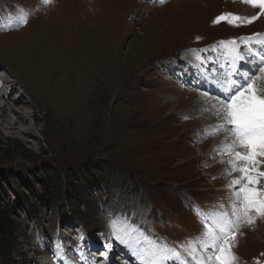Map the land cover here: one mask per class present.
I'll list each match as a JSON object with an SVG mask.
<instances>
[{
    "label": "rangeland",
    "instance_id": "1",
    "mask_svg": "<svg viewBox=\"0 0 264 264\" xmlns=\"http://www.w3.org/2000/svg\"><path fill=\"white\" fill-rule=\"evenodd\" d=\"M185 1L53 0L44 5L41 0H0L1 15L28 13V22L19 27L3 21L2 89L12 84L11 93L6 91L10 99L20 97L32 105L27 115L34 114L27 121L34 126L29 137L0 130V205L12 206L8 217L14 229L9 261L0 264H34L46 253L71 256L81 235L84 241L101 234L109 238L112 223L125 219L145 223L177 247H193L191 239L180 235L198 225L196 204L207 213L208 202L222 192V167H229L223 158L217 165L210 156L216 137L202 138L203 122L195 116L182 120L184 112L200 114L204 103L199 94L176 90L163 80L169 70L163 62L179 61L184 50L211 41L264 31V18L239 27L214 23L224 13L248 17L243 9L249 16L257 11L232 0H195L194 6ZM185 5L188 9H181ZM179 11L183 19H171ZM9 39L33 53L27 64L43 75L45 95L36 98L44 107L30 103L29 84L1 54V44ZM42 62L45 67H39ZM224 62L216 53L206 63ZM58 88L65 96L57 99ZM256 90L264 95V87ZM207 159L214 162L208 171ZM106 164L119 165L111 168L106 193L100 186V192L90 190L87 181L71 180V172ZM254 221L236 239L243 259L264 255V217ZM59 242L62 249L54 247Z\"/></svg>",
    "mask_w": 264,
    "mask_h": 264
},
{
    "label": "snow or ice",
    "instance_id": "2",
    "mask_svg": "<svg viewBox=\"0 0 264 264\" xmlns=\"http://www.w3.org/2000/svg\"><path fill=\"white\" fill-rule=\"evenodd\" d=\"M53 0H41L48 5ZM163 2V0H161ZM253 8L259 9L256 15L241 17L233 13H224L213 22L226 21L233 26L251 24L261 15H264V0H244ZM28 22V13L21 10L13 22V26L19 27ZM257 36L259 34H253ZM199 39V38H197ZM251 40V38H249ZM235 44V41L221 42ZM243 60L242 56H239ZM260 72H264V60L259 66ZM255 73L242 77L243 83L237 84L234 80H227L225 84L219 85L223 92L222 99L213 105L217 109L216 115L220 123L214 126L213 132L227 131L232 143L226 145V153L230 156V171L228 175L233 176L227 185L235 200L232 205V213H219L220 220H213L212 226L205 222V232L200 240V247L207 254L206 259L200 264H237L238 257L234 253L235 237L241 223L253 224L255 216H264V95H259L253 87L252 79ZM207 95V94H205ZM255 214V216L253 215ZM124 224L129 232H135L134 225ZM114 234L121 242L120 229L113 225ZM135 254V253H134ZM195 259V256H193ZM186 264L180 253L175 248L165 245H154L151 264Z\"/></svg>",
    "mask_w": 264,
    "mask_h": 264
},
{
    "label": "bare ground",
    "instance_id": "3",
    "mask_svg": "<svg viewBox=\"0 0 264 264\" xmlns=\"http://www.w3.org/2000/svg\"><path fill=\"white\" fill-rule=\"evenodd\" d=\"M185 1V0H184ZM201 2H203L204 0H200ZM187 3V1H185ZM191 2H193V6L195 5L196 1L194 0H191ZM184 3V2H183ZM182 7V6H181ZM170 8V7H169ZM181 9H185L187 10L188 9V5H185L184 8H181ZM169 10V9H168ZM196 11V10H195ZM175 14H172V17L171 19H174V20H180V19H183L180 18V16L178 15H181L183 14V11H179V12H174ZM241 14L243 16H249V14H251V12L249 13V11L247 9H243L241 11ZM52 15V14H51ZM102 32V31H101ZM76 33V32H75ZM81 33V32H80ZM102 35V34H101ZM98 37L100 38V35H98ZM0 38H4V36L0 37ZM102 38V37H101ZM154 44V43H153ZM1 46H3V51L1 52V54L3 56H5L7 59H8V62L10 63L9 66H13L14 69H16V71L18 72V75L21 76L23 79H25L24 81H26L29 86H30V90L32 91V94L34 96V99L33 98H30V103L38 106L39 107H44L43 105L39 104V102L37 101V98L36 96H38L39 94H41L43 91L42 88L43 86H41V73L37 72L36 70H33L31 69V67L27 64V61L29 60L30 61V55L32 56L33 53L29 51V49H27L24 44L20 43V41H17L15 39H9L8 41H4V43L1 44ZM30 46V45H29ZM57 47V46H56ZM35 51V49L33 50ZM47 51V50H46ZM45 51V52H46ZM50 51V50H48ZM36 53V52H35ZM34 53V55H35ZM55 53V52H54ZM53 53V54H54ZM38 54V53H37ZM46 54V53H45ZM52 54V55H53ZM58 54H56V57L58 58L57 56ZM43 56H45L43 54ZM61 57V56H59ZM34 58V57H33ZM43 58V57H42ZM47 57H44V59L46 60ZM54 57L51 58V60L54 61L53 59ZM57 58H56V61H57ZM59 59V58H58ZM63 59V57H62ZM37 60V59H36ZM56 61H54L53 63H56ZM40 62V61H39ZM44 62V61H43ZM42 62V63H43ZM58 62V61H57ZM59 62H60V59H59ZM46 63V62H45ZM45 67L44 63L41 65H39V67ZM47 67V65H46ZM50 68V67H49ZM56 69V68H55ZM41 70H44L41 68ZM47 70V68L45 69ZM53 70V69H51ZM50 71V70H49ZM54 72V71H52ZM56 72V71H55ZM48 73V72H47ZM50 74V73H49ZM48 75V77L50 78V76ZM47 78V77H46ZM62 78V77H61ZM60 78V80H61ZM49 81V80H48ZM4 80L3 78L0 79V130L1 129H4V130H7V131H11V132H15V134H23L27 137L31 136L33 134V127L34 126H30L27 121L29 118H33L34 119V114L29 116L27 115V112H26V109L28 107H31L32 108V105H29L25 102H23L21 100V98L19 97L18 99H15V100H11V96L9 95V91L13 88H12V84H7L6 86L9 85V87H7V89H2V84H3ZM9 82V81H8ZM47 82V81H46ZM257 82L259 83V85L263 88L264 87V72L261 73L259 76H258V79H257ZM49 83V82H47ZM47 83L44 85V89H47L49 88V86L47 87ZM25 84V83H24ZM58 84V83H57ZM60 84V83H59ZM70 84V82L68 83ZM4 85V84H3ZM67 85V84H65ZM64 85L65 89H66V86ZM6 86H4V88H6ZM58 86V85H57ZM61 86V85H60ZM59 87V86H58ZM63 87V86H62ZM10 88V89H9ZM61 88V87H60ZM68 89L69 88V85L67 87ZM59 89V88H58ZM57 89V91H58ZM68 89H66V91H69ZM9 90L7 93L6 91ZM11 90V91H12ZM25 90V89H24ZM3 91L5 92L3 94ZM10 91V93H11ZM50 90H48L49 92ZM24 92V91H23ZM46 91V93H48ZM60 92H63L62 90L60 91L59 89V92L57 94H60V95H57V99L59 97H64L65 96V93H60ZM67 93V92H66ZM43 95H45L44 93H42ZM65 99V98H64ZM199 99V98H198ZM62 100V99H61ZM56 101V100H55ZM63 101V100H62ZM44 102V101H43ZM46 103V101L44 102ZM30 108V109H31ZM67 111V110H66ZM10 134V133H9ZM13 134V133H12ZM224 134V133H223ZM11 135V134H10ZM213 146V144H212ZM264 167V166H263ZM128 234H126V240H129V244L130 246H133L135 247V249L142 255L144 256H149V253H150V249L148 248V245L146 243V241H141L140 239L136 238L134 240L131 239L130 236H128ZM105 251V250H103ZM102 251V252H103ZM203 259H206L205 256H202Z\"/></svg>",
    "mask_w": 264,
    "mask_h": 264
},
{
    "label": "trees",
    "instance_id": "4",
    "mask_svg": "<svg viewBox=\"0 0 264 264\" xmlns=\"http://www.w3.org/2000/svg\"><path fill=\"white\" fill-rule=\"evenodd\" d=\"M112 165L106 164L105 166L102 167H96V168L94 167V169L92 170H85L84 172L79 171L78 175L77 173L71 172V180L73 182L79 181L81 182V184L87 181L90 184V190L92 189L93 191H96L100 186L102 187L101 191L106 193L104 187L107 188L109 187L107 186V180L109 178V175L114 174L111 171V168L114 170L115 168L116 169L119 168V165H113V166ZM131 179L133 180L132 177ZM93 188H97V189H93ZM87 189L89 190V187ZM97 192L100 191L98 190ZM10 207H12L10 204L5 205L3 202L0 205V261L4 260V262H6V260L9 261L8 258L11 255L10 248L12 244V238L14 235V229L8 217V214L10 212Z\"/></svg>",
    "mask_w": 264,
    "mask_h": 264
}]
</instances>
